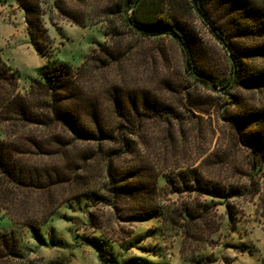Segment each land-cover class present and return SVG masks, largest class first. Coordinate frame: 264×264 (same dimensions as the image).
<instances>
[{
    "label": "trees",
    "instance_id": "16d2710c",
    "mask_svg": "<svg viewBox=\"0 0 264 264\" xmlns=\"http://www.w3.org/2000/svg\"><path fill=\"white\" fill-rule=\"evenodd\" d=\"M68 1L66 9L62 0H52V6L71 24H106L104 42L78 67L60 63L40 68L20 93L0 51V221L12 225L9 232L0 231V264L20 257L19 228L39 230L62 205L88 194L123 222L157 216L163 226L188 235L205 206L178 210L163 203L159 179L164 174L148 167V132L163 125L173 139L190 115L206 113L209 107L195 103L200 88L221 90L218 94L234 112L225 108L220 118L230 121L239 143L264 164V106L243 109L241 98L232 94L236 88L264 90L261 0H195L205 23L191 0H136L130 11L134 0ZM195 20L208 24L207 32L229 50L233 63L229 59L224 79L204 65L207 51ZM25 22L34 50L45 55L28 17ZM176 37L185 46L188 67ZM241 40L252 43L239 47ZM168 44L177 47L182 66L171 63ZM177 180L181 187L170 183L169 194L188 192L223 201L237 195L205 182L196 168L179 169Z\"/></svg>",
    "mask_w": 264,
    "mask_h": 264
},
{
    "label": "rangeland",
    "instance_id": "374dc122",
    "mask_svg": "<svg viewBox=\"0 0 264 264\" xmlns=\"http://www.w3.org/2000/svg\"><path fill=\"white\" fill-rule=\"evenodd\" d=\"M21 2L29 9L28 14L17 0H0V39L6 50L11 44L20 45L22 52V43L31 47L33 55L42 61L39 67L35 65L36 72L40 68L54 69L60 63L76 68L104 42V23L79 27L60 16L52 0ZM62 5L66 9L71 1L62 0ZM26 17L45 55L31 45ZM193 24L206 47V69L224 79L226 64L230 65L228 52L207 32L206 24L202 26L198 20ZM243 43L251 45L252 41H237L239 47ZM166 48L171 63L182 66L177 47L168 44ZM3 59L18 79L19 92H26L36 72L29 77L25 69H14ZM246 60L243 63L253 64ZM199 90L195 103L203 109L209 107L206 113L190 115L173 139L163 125L151 126L154 129L148 132V167L164 174L159 179L163 203L178 210L184 206H205L188 235L181 228L163 226L157 216L123 222L109 206L88 194L62 205L39 230L19 228L20 257L8 260L7 264H264V164L261 166L255 151L239 143L230 121L220 118L225 108L228 114L234 112L227 98L218 94L221 90ZM232 94L241 98L243 109L264 106V90L236 88ZM171 99L176 101L177 97ZM189 167L196 168L205 182L231 188L237 195L223 201L188 192L169 194L170 183L181 187L177 183L179 169ZM11 229L8 220L0 221V231Z\"/></svg>",
    "mask_w": 264,
    "mask_h": 264
},
{
    "label": "crops",
    "instance_id": "0c3cea01",
    "mask_svg": "<svg viewBox=\"0 0 264 264\" xmlns=\"http://www.w3.org/2000/svg\"><path fill=\"white\" fill-rule=\"evenodd\" d=\"M22 44L23 45L21 47H24L25 49L24 52L19 50L18 48L20 47V45L18 46L16 44H13V45L11 44L10 48L6 50L5 44L0 39V51H1L2 58L5 57L7 62L9 64H12V67L14 69H18V70L25 69L27 73H29L28 74L30 75L29 77H34L35 72H36V67H39L40 64L42 65V61L40 59H37V57H35V54L33 55V50L31 49V47H29L25 43H22ZM30 61L32 62L31 65L29 64Z\"/></svg>",
    "mask_w": 264,
    "mask_h": 264
},
{
    "label": "water",
    "instance_id": "95a60500",
    "mask_svg": "<svg viewBox=\"0 0 264 264\" xmlns=\"http://www.w3.org/2000/svg\"><path fill=\"white\" fill-rule=\"evenodd\" d=\"M135 1H136V0H134V2L132 3V5L130 6L129 11L132 9L133 5L135 4ZM191 3H192V6H193V8H194L195 13H196V14L198 15V17H199V18L205 23V18L203 17V15L201 14V12L199 11L196 1H195V0H191ZM128 13H129V12H128ZM206 25H207V27L209 28L208 24H206ZM176 40L178 41V43L180 44V47L182 48V50H183L184 53H185V57H186V67H188V64H187V53H186L185 46L183 45V43L180 41V39H179L178 37H176ZM219 41H220V42L222 43V45L225 47L226 51L228 52L229 59H230L231 63H233V61H232L231 58H230V53H229V50H228L226 44L223 42L222 39H219Z\"/></svg>",
    "mask_w": 264,
    "mask_h": 264
}]
</instances>
